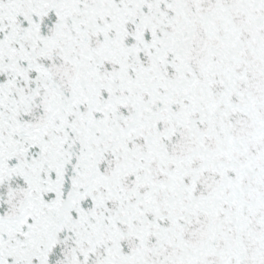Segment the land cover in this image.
<instances>
[{
	"label": "snow or ice",
	"instance_id": "6c2138e0",
	"mask_svg": "<svg viewBox=\"0 0 264 264\" xmlns=\"http://www.w3.org/2000/svg\"><path fill=\"white\" fill-rule=\"evenodd\" d=\"M0 264H264V0H0Z\"/></svg>",
	"mask_w": 264,
	"mask_h": 264
}]
</instances>
